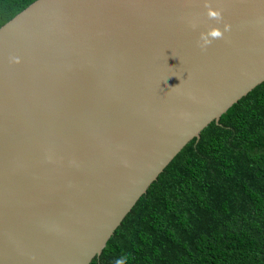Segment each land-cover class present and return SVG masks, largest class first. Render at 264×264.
Wrapping results in <instances>:
<instances>
[{
	"label": "water",
	"instance_id": "obj_1",
	"mask_svg": "<svg viewBox=\"0 0 264 264\" xmlns=\"http://www.w3.org/2000/svg\"><path fill=\"white\" fill-rule=\"evenodd\" d=\"M211 28L224 36L202 50ZM263 82L264 0L30 4L0 28V264H91Z\"/></svg>",
	"mask_w": 264,
	"mask_h": 264
},
{
	"label": "trees",
	"instance_id": "obj_2",
	"mask_svg": "<svg viewBox=\"0 0 264 264\" xmlns=\"http://www.w3.org/2000/svg\"><path fill=\"white\" fill-rule=\"evenodd\" d=\"M36 0H0V28ZM264 264V82L166 167L91 264Z\"/></svg>",
	"mask_w": 264,
	"mask_h": 264
},
{
	"label": "clouds",
	"instance_id": "obj_3",
	"mask_svg": "<svg viewBox=\"0 0 264 264\" xmlns=\"http://www.w3.org/2000/svg\"><path fill=\"white\" fill-rule=\"evenodd\" d=\"M208 8V18L209 19H215L218 22L223 20V10L222 9H213L209 5H206ZM195 27V25H193ZM230 25L225 24L224 31H229L230 30ZM224 31H222L220 28H211L208 32L206 33H201L200 39L203 41V44L200 45L202 50H206L207 46L212 43L213 39H220L223 38L224 36ZM211 38V39H210ZM16 62H19L16 60ZM114 264H125V258L121 257L118 258Z\"/></svg>",
	"mask_w": 264,
	"mask_h": 264
}]
</instances>
